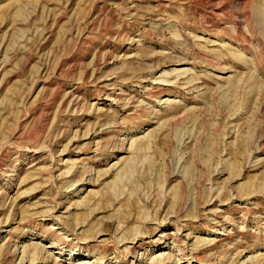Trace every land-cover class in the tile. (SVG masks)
Here are the masks:
<instances>
[{"label": "rangeland", "instance_id": "rangeland-1", "mask_svg": "<svg viewBox=\"0 0 264 264\" xmlns=\"http://www.w3.org/2000/svg\"><path fill=\"white\" fill-rule=\"evenodd\" d=\"M0 264H264V0H0Z\"/></svg>", "mask_w": 264, "mask_h": 264}]
</instances>
